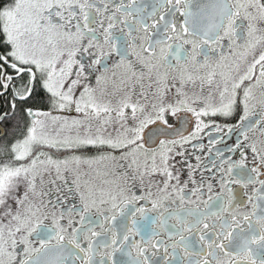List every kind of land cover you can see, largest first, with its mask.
I'll list each match as a JSON object with an SVG mask.
<instances>
[{
    "label": "flooded vegetation",
    "instance_id": "1",
    "mask_svg": "<svg viewBox=\"0 0 264 264\" xmlns=\"http://www.w3.org/2000/svg\"><path fill=\"white\" fill-rule=\"evenodd\" d=\"M25 1L68 51L21 57L0 0V178L30 184L0 264H264V0ZM49 125L80 144L23 155Z\"/></svg>",
    "mask_w": 264,
    "mask_h": 264
},
{
    "label": "rangeland",
    "instance_id": "2",
    "mask_svg": "<svg viewBox=\"0 0 264 264\" xmlns=\"http://www.w3.org/2000/svg\"><path fill=\"white\" fill-rule=\"evenodd\" d=\"M4 18L8 37L11 41H14L20 49L21 57L32 59L31 56H36L37 59L42 58L41 65L45 62H48L49 64L53 63V61H56L57 63L61 62V58L68 50L64 47L58 46L59 43L53 38H48L46 43H44L45 39H43L42 34L39 32L40 27L38 24L41 18V12L39 10L36 11L31 7H27V2L25 0H16L12 8L6 10ZM49 40H51V45ZM42 47L46 48V51H42ZM36 51L39 52L38 55H36ZM17 69L22 70V68ZM69 74L70 73L65 74L66 80H70ZM63 77L64 74L62 75V78ZM54 84L56 83L54 82ZM50 88L53 90L57 89L55 85H51ZM49 123L55 124V122H52L51 120ZM66 128L61 127L60 129H57L55 128V125H49L42 131H38V129L35 130L33 132L35 138H30V141L28 142L29 144L27 143V145L25 143L26 141L23 143L24 150L22 151V154L24 155V153L28 152V146L30 144L37 142H48L53 140V143L60 144V142L69 143L66 141V139H68L73 144H80L74 139V137L78 136L80 130ZM81 131L83 139L86 138V131L82 130V128ZM3 169L0 178V212H3L4 207H13L20 204L22 202L23 194L27 189L29 191L30 187L28 177L26 178V174L20 169ZM80 169L82 170L83 167L81 166Z\"/></svg>",
    "mask_w": 264,
    "mask_h": 264
},
{
    "label": "water",
    "instance_id": "3",
    "mask_svg": "<svg viewBox=\"0 0 264 264\" xmlns=\"http://www.w3.org/2000/svg\"><path fill=\"white\" fill-rule=\"evenodd\" d=\"M155 133H158L159 135H164V136H166L168 134V132L160 126H156V127H152L150 129H148L144 134L145 141H146L148 146L151 145V143H149V142L153 141L152 137H154Z\"/></svg>",
    "mask_w": 264,
    "mask_h": 264
},
{
    "label": "trees",
    "instance_id": "4",
    "mask_svg": "<svg viewBox=\"0 0 264 264\" xmlns=\"http://www.w3.org/2000/svg\"><path fill=\"white\" fill-rule=\"evenodd\" d=\"M2 29V27L0 26V30ZM0 35H3V33L0 31ZM0 154H5L4 151H2V148L0 147Z\"/></svg>",
    "mask_w": 264,
    "mask_h": 264
}]
</instances>
